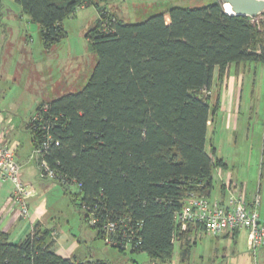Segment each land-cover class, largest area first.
Masks as SVG:
<instances>
[{
  "label": "trees",
  "instance_id": "trees-1",
  "mask_svg": "<svg viewBox=\"0 0 264 264\" xmlns=\"http://www.w3.org/2000/svg\"><path fill=\"white\" fill-rule=\"evenodd\" d=\"M14 2L39 25L47 50L66 36V17L90 5L99 11L85 33L96 57L90 76L80 90L37 104L24 123L32 149L42 148L53 180L77 187L71 201L98 237L114 223L112 247L166 263L176 238L186 257L201 227L179 230L174 213L191 195L210 199L215 169L226 167L206 148L219 96L211 99L214 72L221 82L231 64L264 62V20L253 24L217 2L172 5L135 22L103 0ZM54 245L55 230L39 221L17 242L0 231V264H112L62 256Z\"/></svg>",
  "mask_w": 264,
  "mask_h": 264
},
{
  "label": "rangeland",
  "instance_id": "rangeland-1",
  "mask_svg": "<svg viewBox=\"0 0 264 264\" xmlns=\"http://www.w3.org/2000/svg\"><path fill=\"white\" fill-rule=\"evenodd\" d=\"M217 1L103 0V5L118 18L135 22L172 5L194 6ZM98 17L99 11L93 5L78 8L75 14L63 20L66 36L47 50L42 44L39 25L21 12L14 0H0V123L7 124L4 129L13 126L10 137L19 143L21 152L27 153L28 160L34 164L30 134L23 128L24 122L39 102L80 90L86 83L96 57L85 33ZM165 17L168 19L167 15ZM245 64V69L240 66L239 71V106L235 109L231 104L228 112L216 110L217 120L208 128L206 148H213L216 156L227 161L224 171L231 172L234 181L244 184L247 194L255 192L264 198V62L245 61ZM235 122L237 128H233ZM30 177L47 201L49 225L58 232V244L80 240L78 254L106 258L112 264H156L145 251L126 249L120 252L98 237L91 222L84 220L71 201L72 197L76 198L75 185H68L65 190L53 179L40 178L37 168ZM219 182L214 172L211 198L217 193ZM189 240L186 257L175 238L170 262L157 264H262L263 261L257 255L258 250L252 253L248 249L244 232L237 237H226L200 228Z\"/></svg>",
  "mask_w": 264,
  "mask_h": 264
},
{
  "label": "built area",
  "instance_id": "built-area-1",
  "mask_svg": "<svg viewBox=\"0 0 264 264\" xmlns=\"http://www.w3.org/2000/svg\"><path fill=\"white\" fill-rule=\"evenodd\" d=\"M251 23L258 25L264 20V9L254 16H248ZM36 118V115L34 116ZM41 147L32 149L36 161L37 173L43 179H55V170L39 158ZM21 165L16 160L14 149L7 146L0 137V180H9L13 184L10 198L18 205L19 215L28 218L30 215L28 198L34 194L31 185L21 179ZM226 195L223 198L209 199L205 196L191 195L184 206L174 213L179 230L188 227H201L205 232L222 235L235 229L247 232L248 249L255 253L264 246V222L259 219L257 207L259 194L253 198V206L249 207L242 189L233 188L231 182H225ZM93 223V220L90 221ZM114 223L108 222L104 240L113 242L110 231Z\"/></svg>",
  "mask_w": 264,
  "mask_h": 264
},
{
  "label": "crops",
  "instance_id": "crops-1",
  "mask_svg": "<svg viewBox=\"0 0 264 264\" xmlns=\"http://www.w3.org/2000/svg\"><path fill=\"white\" fill-rule=\"evenodd\" d=\"M225 8L228 9L227 4L225 5ZM242 63H240L239 65H235V64L229 65L227 74L225 75V77L223 78L221 82L217 81V78H216L217 71L215 69L214 79H213L212 86H211V95H212L211 99L212 100L217 99L216 94L219 93L218 105H217V110L219 112H224V111L228 112L231 109V104L235 105L236 107L235 109H237V106H239L240 98H241L240 96H238V93H239L238 91L241 90V88H239V82L241 78V74L239 73V71H240V66L245 69V65H246L245 61ZM216 117H217V112L209 120L208 128L209 126H212L216 122L217 120ZM234 117H236L235 113H234ZM237 119L238 117H236V120ZM0 120H1V117H0ZM6 126L7 124L3 125V121L0 123V137L1 139L4 140L7 146H10L12 147V149H14L16 160L21 165V179L23 182L32 186V188L34 189V194L28 198L30 215L28 218H22L19 215L18 205L13 203V201L10 198L11 191L13 188L12 182L9 180H4V181L0 180V231L7 232L9 234V238L13 242H17L24 237V235L31 229L32 225L36 221H39L43 226L48 227V228H53L55 230L54 248L57 253H59L62 256L75 255L79 259L93 258L92 255L90 254L88 255H85L84 253L78 254V249L80 248V243H79L80 240L75 241V239H72L71 241L70 240L60 241V244H58V241H59V236H57L58 232L54 226L49 225L50 218L48 217V209H47V203H46L47 201L44 198V196L37 190V187L33 185L34 182L32 183V180L30 177L31 175H33V173L35 174L36 172L35 164L32 163L30 160H28L27 153L25 154L21 152L19 143L16 142L15 140H12V138L10 137V135L12 134L11 129L13 126H11V128L4 129V127ZM227 126H229V122H227ZM234 127L237 128L236 122L233 124V128ZM23 128H24V125H23ZM31 149H32V144H31ZM220 157L222 158V156ZM223 160L224 162H226V165H227V161L225 159ZM215 176L216 178H220L219 185L223 184L224 187L223 189L218 187L217 193L215 194L213 198H210V199L223 198L227 192V187L225 186V182H231V184L233 185L232 186L233 188H236V189L239 188V190L242 189V191L245 194V198L247 199V202L249 204V207L253 205L252 202H253L255 192L247 194L245 185L239 184L238 182L234 181V178L231 172L226 173L224 171V168L218 167L217 172L215 171ZM258 190L260 193L261 192L260 186L258 187ZM257 210L259 213V219L264 222V198H262L261 196H260V202L257 207ZM199 229L195 228L191 232L195 234L197 233ZM241 232H244L247 235V232L245 229H237V230L227 232L223 234L222 236L237 237L239 233ZM257 255H259L263 259L262 264H264V247L258 249Z\"/></svg>",
  "mask_w": 264,
  "mask_h": 264
},
{
  "label": "water",
  "instance_id": "water-1",
  "mask_svg": "<svg viewBox=\"0 0 264 264\" xmlns=\"http://www.w3.org/2000/svg\"><path fill=\"white\" fill-rule=\"evenodd\" d=\"M217 3L227 13L247 16H254L264 9V0H219ZM226 4L230 6V11L225 8Z\"/></svg>",
  "mask_w": 264,
  "mask_h": 264
},
{
  "label": "bare ground",
  "instance_id": "bare-ground-1",
  "mask_svg": "<svg viewBox=\"0 0 264 264\" xmlns=\"http://www.w3.org/2000/svg\"><path fill=\"white\" fill-rule=\"evenodd\" d=\"M227 6H228V9H227V11H230V6L227 4ZM253 203V202H252ZM248 206H249V204H248ZM253 206V205H252ZM251 206V207H252ZM235 230H237V229H235ZM223 235V234H222ZM264 247V246H263ZM262 248V247H261ZM260 249V248H259ZM258 250V249H257Z\"/></svg>",
  "mask_w": 264,
  "mask_h": 264
}]
</instances>
